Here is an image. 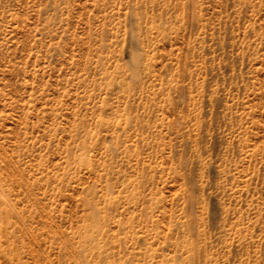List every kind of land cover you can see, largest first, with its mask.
Returning a JSON list of instances; mask_svg holds the SVG:
<instances>
[{
	"label": "rangeland",
	"instance_id": "374dc122",
	"mask_svg": "<svg viewBox=\"0 0 264 264\" xmlns=\"http://www.w3.org/2000/svg\"><path fill=\"white\" fill-rule=\"evenodd\" d=\"M0 264H264V0H0Z\"/></svg>",
	"mask_w": 264,
	"mask_h": 264
},
{
	"label": "bare ground",
	"instance_id": "6f19581e",
	"mask_svg": "<svg viewBox=\"0 0 264 264\" xmlns=\"http://www.w3.org/2000/svg\"><path fill=\"white\" fill-rule=\"evenodd\" d=\"M93 216H92V227L93 228H97L98 226H99V224H98V220L96 219V212L95 211H93ZM93 240H91V241H89V242H92ZM94 246H95V243L93 244Z\"/></svg>",
	"mask_w": 264,
	"mask_h": 264
}]
</instances>
